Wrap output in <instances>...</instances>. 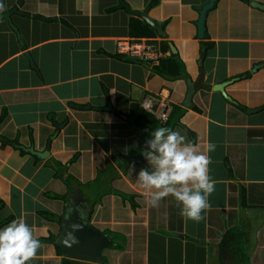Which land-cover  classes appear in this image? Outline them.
I'll list each match as a JSON object with an SVG mask.
<instances>
[{
	"label": "crops",
	"instance_id": "crops-1",
	"mask_svg": "<svg viewBox=\"0 0 264 264\" xmlns=\"http://www.w3.org/2000/svg\"><path fill=\"white\" fill-rule=\"evenodd\" d=\"M124 1L24 0L19 6V0H0L6 11L19 7L23 13L12 17L19 36L0 19V118L7 114L0 137L18 142L7 148L0 143V223L23 217L39 239L56 238L59 223L39 213L62 216L65 203L46 194L78 188L71 182L67 190L56 180L48 160L65 166L78 155L62 179L89 185L107 161L116 168L119 159L125 172L116 168L119 178L105 186L88 218L113 242L102 251L104 264H264V11L253 6L264 0H219L208 13L202 40L193 22L208 0H128L129 12ZM118 6L123 9L108 12ZM137 13L164 27L167 37L157 32L152 39L169 42L167 56L174 47L183 64L179 79L161 78L153 64L109 56L121 54L119 41L134 39L130 22ZM200 72L202 87L184 107L186 81L197 80ZM230 80L224 88L228 101L213 87ZM152 96L184 109L172 114L168 128L202 149L216 145L209 153L215 191L199 223L185 222L172 197L150 206L135 181L142 168L127 167L142 141L116 111L129 112L133 102L147 111L143 101ZM108 103L113 112L103 110ZM21 147L48 149L49 158L39 161ZM144 163L148 167L145 158ZM114 191L133 196L135 209ZM80 193L90 209L95 195ZM42 245L31 264H59L56 246Z\"/></svg>",
	"mask_w": 264,
	"mask_h": 264
},
{
	"label": "clouds",
	"instance_id": "clouds-1",
	"mask_svg": "<svg viewBox=\"0 0 264 264\" xmlns=\"http://www.w3.org/2000/svg\"><path fill=\"white\" fill-rule=\"evenodd\" d=\"M5 11L4 4L0 3V13ZM215 150L214 143L209 142L202 149L178 129L157 127L145 143L142 155L148 167L139 171L136 184L143 190L150 206L159 207L161 200L172 197L185 222L199 223L211 208L210 197L215 191L209 155ZM64 243L67 246L76 243L73 233L66 234ZM42 247L34 228L23 217L0 229V264H31Z\"/></svg>",
	"mask_w": 264,
	"mask_h": 264
},
{
	"label": "trees",
	"instance_id": "trees-1",
	"mask_svg": "<svg viewBox=\"0 0 264 264\" xmlns=\"http://www.w3.org/2000/svg\"><path fill=\"white\" fill-rule=\"evenodd\" d=\"M243 1H247V0H243ZM154 4L155 3H152V4H150V6L152 7ZM118 9H123V8L121 6H118L117 8H112V9L108 10V12H114ZM54 20L55 19L48 20V21H54ZM130 36L134 39L135 38H150V39H152V38L157 37V31H155L143 19H141L139 17H132L131 22H130ZM159 45H160V51L162 53L165 54L166 52L170 51V47H169L170 44L168 41H166V42L163 41ZM103 54L107 55L105 53H103ZM109 56L112 57L113 59H116V60H121V61H126V62L129 61V63L132 62V63H142V64L151 65V62H149L148 60L133 57V56L128 55V54H122L121 53V54H115V55H109ZM182 68H183V64H182L181 60L179 59L178 54H173L172 52L168 56L165 55L163 58H161L159 60L158 65L152 66L153 72L165 80L179 79L181 77ZM105 96L108 97V92L106 90H105ZM73 108L78 109L79 107L74 105ZM179 111L182 112V111H184V109L172 106V111L169 114V117L167 118V120L165 122H160V121L156 120L154 118V116L149 114L147 111H145V109L141 108L139 105H137L134 102L131 104L129 112L122 113V112L116 111V115L118 117H121L130 123V126L132 128L133 133L136 136H138L142 141V145H140L138 152H137V155H134L132 157V161L130 159V162H128L127 167H131V166H139L141 168L147 167V165L144 163V156L142 155V152L145 148V143H146L147 139L150 138L151 131H153L155 128L161 127V126L169 127L173 122L172 114H176ZM4 112L5 113L0 118V125H2L5 122V119L7 116L6 111H4ZM30 136L32 137V135H30ZM30 139L32 140V138H30ZM0 143H1L2 148L13 147L14 144L18 145L17 140L10 141L6 137H0ZM77 159H78V155L73 157L65 166H63V165H61L55 161H52L50 159L48 160V162L46 164L51 170L54 171V173H55L54 178L56 180H60L66 186L67 190L71 189V184H70L71 182H74V185L80 190H82L85 187V185H82L81 183L74 180L70 176H67L66 178L62 179L63 175H65L67 172V168L69 166H71L72 164H74L77 161ZM114 165L116 166L117 169L121 170V172H125V170L122 167L119 159H117L115 161ZM116 168L113 167L109 161H107L106 162V169L104 171H97L96 172V177L92 183L93 187L91 188L93 190V192L92 191L91 192L95 193L96 195L94 198L95 200H92L91 202H89L90 211H91V213H89V214L92 215V211H93L94 207L100 203L101 198L106 194L105 186L110 187L111 182L113 180H116L119 178V174H118ZM87 186H89V185H87ZM87 191H88V189H87ZM109 193H111V190L109 191ZM67 194L60 196V195L54 194V193H52V194L47 193L46 196L51 198V199H54V200H61L66 204L67 203V198H66ZM114 194L120 196L123 201H128L130 203V206L132 209H135V207L137 206L136 203L134 202L133 196L123 194V193H120L117 191H114ZM85 198H86V196H85ZM86 200H88V198H86ZM3 207H4V203L2 202V204L0 206V210L3 209ZM39 215L43 219H45L49 222H57V223H60V220L64 216V215L58 216L54 213H49V212H40ZM91 215H89V216H91ZM13 219L14 218L11 217V218L7 219L6 221L1 222L0 223V229L4 225L11 222ZM231 233L235 234L234 235L235 237L237 236V231H233ZM54 240H55V236L50 235L48 238L40 239V242H41V244H53ZM235 244H237V242ZM235 244H233V245H235ZM115 246H116V248H119V246L114 245V247ZM55 249H56L57 253H60V251L57 249V247H55ZM59 264H84V263L72 262L70 260H67V259H64L61 257Z\"/></svg>",
	"mask_w": 264,
	"mask_h": 264
},
{
	"label": "water",
	"instance_id": "water-1",
	"mask_svg": "<svg viewBox=\"0 0 264 264\" xmlns=\"http://www.w3.org/2000/svg\"><path fill=\"white\" fill-rule=\"evenodd\" d=\"M24 0H19L18 5L22 6ZM219 0H208L205 4H203L196 12L197 18L193 22V25L196 28V37L199 40H202L206 34V20L209 11H211L216 3ZM122 6L129 12L128 6L122 2ZM254 7L264 11V5L255 3ZM23 15V13L19 10V7H14L10 10L3 12L0 15L1 20H7L11 27L16 31L19 36V32L16 26L13 24L12 17L13 15ZM137 16L141 17L145 20L154 30L158 32V35L166 38L167 33L164 30L163 26L157 24L155 20L149 18L147 14L137 13ZM172 52L175 54L176 50L174 47H171ZM30 59L29 54H27ZM262 65L256 66L260 68ZM204 73L200 72V76L195 81L187 80V93L184 101V107H190L191 98L195 94V92L202 87ZM234 80H230L228 82H223L217 84L213 87V91L220 92L225 99L230 101V98L224 92V88ZM104 111L113 112V107H111L110 103L103 108ZM60 128V127H59ZM25 153L29 154L37 158L39 161H46L49 158L48 149L43 153H37L33 150V148L25 149L23 147L19 148ZM81 190L70 192L67 195V199L69 202L65 206V213L62 219L60 220V230L53 242V244L59 249L61 257L72 262L84 263V264H104L106 259L102 256V251L105 248H111L113 246V242L111 238L100 231L94 229L90 226L88 218H90L89 213H91L89 208H86L83 203ZM73 233L76 239V243L71 246H67L64 243L65 236L67 233Z\"/></svg>",
	"mask_w": 264,
	"mask_h": 264
},
{
	"label": "built area",
	"instance_id": "built-area-1",
	"mask_svg": "<svg viewBox=\"0 0 264 264\" xmlns=\"http://www.w3.org/2000/svg\"><path fill=\"white\" fill-rule=\"evenodd\" d=\"M117 47L118 51L122 54H128L133 57L148 60L154 65H157L159 60L167 54L160 51V45H158L153 39H129L119 41ZM143 105L146 110L159 121H165L171 111V108L165 102V99L157 96L146 97L143 101Z\"/></svg>",
	"mask_w": 264,
	"mask_h": 264
},
{
	"label": "rangeland",
	"instance_id": "rangeland-1",
	"mask_svg": "<svg viewBox=\"0 0 264 264\" xmlns=\"http://www.w3.org/2000/svg\"><path fill=\"white\" fill-rule=\"evenodd\" d=\"M126 2L128 3V0H125L124 1V3L126 4ZM128 5V4H127ZM129 7V6H128ZM159 97V96H158ZM94 98H96V94H93V96H92V99H91V102L93 103L95 100H94ZM160 98H161V96H160ZM139 154V153H138ZM135 155H137V153L135 154ZM131 158V157H130ZM124 160H126V159H123V161ZM125 164H126V162H125ZM93 184H89V186H87V184L85 185V187L83 188V193L85 194L86 192L87 193H89V196H93V195H96L95 193H92L91 192V188L93 187L92 186ZM101 186V185H100ZM103 187V186H102ZM87 189H88V191H87ZM52 194V193H51ZM67 198V197H66ZM119 246V245H118ZM114 249L115 250H118L119 248H116V246L114 247Z\"/></svg>",
	"mask_w": 264,
	"mask_h": 264
},
{
	"label": "flooded vegetation",
	"instance_id": "flooded-vegetation-1",
	"mask_svg": "<svg viewBox=\"0 0 264 264\" xmlns=\"http://www.w3.org/2000/svg\"><path fill=\"white\" fill-rule=\"evenodd\" d=\"M84 201H85V199H84ZM69 202V199H67V203ZM66 203V204H67ZM66 204L64 205V207L66 206ZM64 213H65V208H64ZM64 215V214H63Z\"/></svg>",
	"mask_w": 264,
	"mask_h": 264
}]
</instances>
